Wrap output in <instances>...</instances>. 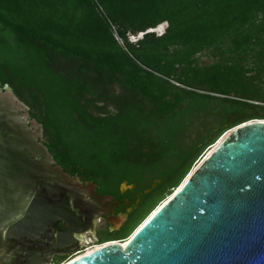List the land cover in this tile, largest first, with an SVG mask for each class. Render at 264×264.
Returning a JSON list of instances; mask_svg holds the SVG:
<instances>
[{"label": "trees", "instance_id": "16d2710c", "mask_svg": "<svg viewBox=\"0 0 264 264\" xmlns=\"http://www.w3.org/2000/svg\"><path fill=\"white\" fill-rule=\"evenodd\" d=\"M1 86L65 172L135 207L124 239L226 131L264 121V0H0Z\"/></svg>", "mask_w": 264, "mask_h": 264}, {"label": "water", "instance_id": "95a60500", "mask_svg": "<svg viewBox=\"0 0 264 264\" xmlns=\"http://www.w3.org/2000/svg\"><path fill=\"white\" fill-rule=\"evenodd\" d=\"M40 134L41 126L30 118L28 108L1 86L0 250L24 236V219L4 236L5 242L1 231L22 211L24 196L18 197V204L14 198L23 182L29 187L27 174L39 178L24 148L36 146L52 162L36 144ZM64 212L71 216L67 207ZM66 264H264V121L226 131L124 250L119 243H109Z\"/></svg>", "mask_w": 264, "mask_h": 264}, {"label": "flooded vegetation", "instance_id": "af4514ba", "mask_svg": "<svg viewBox=\"0 0 264 264\" xmlns=\"http://www.w3.org/2000/svg\"><path fill=\"white\" fill-rule=\"evenodd\" d=\"M26 126L34 133L29 124ZM35 141L46 150L52 162L38 147L24 148L23 154L31 157L39 170V178L27 174L30 188L23 182L14 198L17 204L24 199L23 208L18 218L2 228V241L5 242L4 236L23 219L26 232L18 241L10 240L13 246L0 250V264H54L56 261L65 264L74 259L75 252L82 255L109 243L124 244L142 224L120 239L135 207L125 198L118 200L102 195L95 184L65 172L48 152L42 129ZM127 189L120 187V195ZM19 196L24 197L18 200ZM66 207L71 216L64 214ZM38 211L40 215H36ZM71 249L75 250L70 252Z\"/></svg>", "mask_w": 264, "mask_h": 264}, {"label": "bare ground", "instance_id": "6f19581e", "mask_svg": "<svg viewBox=\"0 0 264 264\" xmlns=\"http://www.w3.org/2000/svg\"><path fill=\"white\" fill-rule=\"evenodd\" d=\"M162 30H161V27H157V29H155L153 32H157V33H159V32H161ZM193 169V168H192ZM157 210V209H156ZM155 210V211H156ZM155 211L153 212V213H151L150 214V217L155 213ZM149 217V218H150ZM149 218H147L141 225H140V227L134 232V234L124 243V244H122L121 245V247H122V249L124 250L130 243H131V241L133 240V238H134V236L136 235V233L139 231V229L146 223V221L149 219ZM66 264V263H65Z\"/></svg>", "mask_w": 264, "mask_h": 264}, {"label": "rangeland", "instance_id": "374dc122", "mask_svg": "<svg viewBox=\"0 0 264 264\" xmlns=\"http://www.w3.org/2000/svg\"><path fill=\"white\" fill-rule=\"evenodd\" d=\"M165 26H166L165 23H162V24H160L158 27H161V30H162V29H164ZM156 29H157V28H156ZM156 33H157V32H156ZM154 35H156V34L154 33ZM139 37H140V35H138V36H134L133 38H132L131 36H128L127 41H128V42H134V41H135L136 39H138ZM116 40H117L118 44H121L120 40H118V39H116ZM158 207H159V206H157V207H156L151 213H153ZM151 213H150V214H151ZM150 214H149V216H148L147 218L150 217ZM147 218H146V219H147ZM146 219H145V220H146ZM145 220H144V221H145ZM144 221H143V222H144ZM143 222H142V223H143ZM139 227H140V226H139ZM139 227H138V228H139ZM138 228H137V229H138ZM137 229H136V230H137ZM136 230H135V231H136Z\"/></svg>", "mask_w": 264, "mask_h": 264}, {"label": "built area", "instance_id": "2783aa9c", "mask_svg": "<svg viewBox=\"0 0 264 264\" xmlns=\"http://www.w3.org/2000/svg\"><path fill=\"white\" fill-rule=\"evenodd\" d=\"M163 32V29H162V31L161 32H159V33H155L156 35H160L161 33ZM133 38V37H132ZM80 255V253L79 252H75V253H73L72 254V257H77V256H79ZM72 260V259H71Z\"/></svg>", "mask_w": 264, "mask_h": 264}, {"label": "clouds", "instance_id": "9594fccd", "mask_svg": "<svg viewBox=\"0 0 264 264\" xmlns=\"http://www.w3.org/2000/svg\"><path fill=\"white\" fill-rule=\"evenodd\" d=\"M158 26H159V25H157L154 29L149 30V32L156 33V32H153V31H154ZM144 219H145V218H144ZM144 219H143V220H144ZM140 224H141V222H140ZM140 224H139V225H140ZM139 225H138V226H139ZM138 226H137V227H138ZM137 227H136V228H137ZM136 228H135V229H136ZM135 229H134V230H135ZM134 230H133V231H134Z\"/></svg>", "mask_w": 264, "mask_h": 264}]
</instances>
